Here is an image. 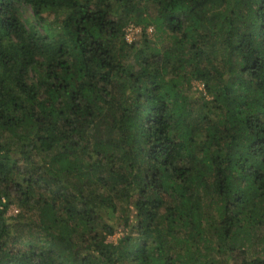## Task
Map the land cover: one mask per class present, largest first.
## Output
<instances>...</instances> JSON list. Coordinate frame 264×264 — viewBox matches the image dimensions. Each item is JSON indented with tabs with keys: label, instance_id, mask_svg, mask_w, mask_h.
Returning <instances> with one entry per match:
<instances>
[{
	"label": "trees",
	"instance_id": "1",
	"mask_svg": "<svg viewBox=\"0 0 264 264\" xmlns=\"http://www.w3.org/2000/svg\"><path fill=\"white\" fill-rule=\"evenodd\" d=\"M0 264H264V0H0Z\"/></svg>",
	"mask_w": 264,
	"mask_h": 264
},
{
	"label": "rangeland",
	"instance_id": "2",
	"mask_svg": "<svg viewBox=\"0 0 264 264\" xmlns=\"http://www.w3.org/2000/svg\"><path fill=\"white\" fill-rule=\"evenodd\" d=\"M21 14H22V17L24 19L25 18H29L31 16L30 15L31 11L29 10L28 7H24V8L21 9ZM125 32H126V40H127V42H131L134 39H138L139 35H140V29L137 28V27H133L132 25L127 27L125 29ZM147 33L149 35H151L153 33L152 29L148 28ZM194 84L201 89L202 86L199 83H194ZM118 207L122 208V207H126V206L124 204H118ZM20 210H21V208L13 203V204H11L8 207L6 214H7V216H15V215L18 214V212ZM14 211H17V212L15 213ZM119 236H120L119 234H115V235H113L111 237H108L107 241L115 243Z\"/></svg>",
	"mask_w": 264,
	"mask_h": 264
},
{
	"label": "built area",
	"instance_id": "3",
	"mask_svg": "<svg viewBox=\"0 0 264 264\" xmlns=\"http://www.w3.org/2000/svg\"><path fill=\"white\" fill-rule=\"evenodd\" d=\"M15 213L17 212V211H14Z\"/></svg>",
	"mask_w": 264,
	"mask_h": 264
}]
</instances>
